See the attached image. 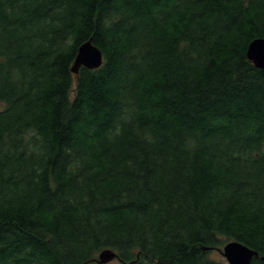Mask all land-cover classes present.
I'll return each mask as SVG.
<instances>
[{
  "label": "trees",
  "instance_id": "16d2710c",
  "mask_svg": "<svg viewBox=\"0 0 264 264\" xmlns=\"http://www.w3.org/2000/svg\"><path fill=\"white\" fill-rule=\"evenodd\" d=\"M255 39L264 0H0V264L264 257Z\"/></svg>",
  "mask_w": 264,
  "mask_h": 264
},
{
  "label": "water",
  "instance_id": "95a60500",
  "mask_svg": "<svg viewBox=\"0 0 264 264\" xmlns=\"http://www.w3.org/2000/svg\"><path fill=\"white\" fill-rule=\"evenodd\" d=\"M246 57L256 68L264 70V39L251 41L246 49ZM102 63L103 56L101 51L89 39L78 47L71 72L77 74L81 67L94 70L99 68ZM221 253L226 264H251L253 258L264 261V257H260L256 251L234 240L227 242L223 246ZM116 257L117 255L114 251L105 249L99 253L96 262L98 264H108Z\"/></svg>",
  "mask_w": 264,
  "mask_h": 264
},
{
  "label": "rangeland",
  "instance_id": "374dc122",
  "mask_svg": "<svg viewBox=\"0 0 264 264\" xmlns=\"http://www.w3.org/2000/svg\"><path fill=\"white\" fill-rule=\"evenodd\" d=\"M221 241H222V243H221V246L218 248V249H215V250H212L211 252H210V257L213 259V260H216V261H220V262H224V263H226L225 262V259H224V257L222 256V248H223V246L227 243V241L226 240H224V239H221ZM229 242V241H228ZM97 259H98V257L96 258V261H97ZM96 261H93L91 264H98ZM108 264H120L119 262H118V260H116V259H114V260H112L110 263H108Z\"/></svg>",
  "mask_w": 264,
  "mask_h": 264
}]
</instances>
